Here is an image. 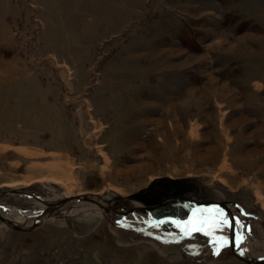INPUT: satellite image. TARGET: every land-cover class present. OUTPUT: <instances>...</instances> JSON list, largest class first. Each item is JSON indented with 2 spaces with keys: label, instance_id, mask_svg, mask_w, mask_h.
Instances as JSON below:
<instances>
[{
  "label": "rangeland",
  "instance_id": "374dc122",
  "mask_svg": "<svg viewBox=\"0 0 264 264\" xmlns=\"http://www.w3.org/2000/svg\"><path fill=\"white\" fill-rule=\"evenodd\" d=\"M162 177L264 258V0H0V192L22 190L0 215L141 207ZM141 209L0 220V264H248L223 208L175 230Z\"/></svg>",
  "mask_w": 264,
  "mask_h": 264
},
{
  "label": "trees",
  "instance_id": "16d2710c",
  "mask_svg": "<svg viewBox=\"0 0 264 264\" xmlns=\"http://www.w3.org/2000/svg\"><path fill=\"white\" fill-rule=\"evenodd\" d=\"M195 179H172L162 177L153 180L145 189L134 195L148 209L139 210L141 213L154 219L169 217L175 222L186 218L193 204L182 200L181 197L192 196L198 200H204V193L192 186ZM177 197V198H176ZM165 199V200H164ZM162 200H164L163 203ZM161 225L165 229L175 230L174 224L169 220H163Z\"/></svg>",
  "mask_w": 264,
  "mask_h": 264
},
{
  "label": "water",
  "instance_id": "95a60500",
  "mask_svg": "<svg viewBox=\"0 0 264 264\" xmlns=\"http://www.w3.org/2000/svg\"><path fill=\"white\" fill-rule=\"evenodd\" d=\"M8 193H12V194H21L22 190L21 189H8V190H4L0 192V196L2 195H6ZM98 196L96 195H89V194H81V195H74V196H67L65 198L60 199L59 201L55 202V203H48V206L43 208L40 212H38L33 221L31 226L29 227H24L22 225H18L16 222L10 220L7 217L1 216L0 215V220L6 224L7 226L18 230V231H28V230H32L40 221V219L44 216L47 215L48 213L55 211L57 208L63 206L64 204H66L69 201L72 200H88L90 202H93L95 204H97L100 208L104 209L105 211H108V209H111L112 211L117 212L119 215L125 217L129 214H133L134 211H136L138 208H145L148 209L147 207L141 206V207H132L128 210H115V208H109L108 206L104 205V203L107 202H100L98 199ZM182 200L191 202L194 205V209L192 211H190L188 213V215L186 216V218H184L181 223L183 225L187 224V222L189 221V219L194 216L200 209L207 207V206H216V207H221L223 208L230 217V223H229V231H228V244L229 247L232 251V253L240 260H242L245 263L248 264H264V258L262 259H258V260H254L251 258H246L245 256L239 254L236 250V243H235V223H234V218H233V213L232 210L230 208V206L223 202V201H216V200H197L191 197H181ZM170 220L171 222H173L172 219H170L169 217H165L162 219H157V221H162V220Z\"/></svg>",
  "mask_w": 264,
  "mask_h": 264
},
{
  "label": "snow or ice",
  "instance_id": "6c2138e0",
  "mask_svg": "<svg viewBox=\"0 0 264 264\" xmlns=\"http://www.w3.org/2000/svg\"><path fill=\"white\" fill-rule=\"evenodd\" d=\"M219 215L222 217V219H221V223L224 224V225H227L228 221H227V219H224V218H223V213L221 212V213H219ZM192 230H193V231H199L200 228H199V227H194Z\"/></svg>",
  "mask_w": 264,
  "mask_h": 264
},
{
  "label": "bare ground",
  "instance_id": "6f19581e",
  "mask_svg": "<svg viewBox=\"0 0 264 264\" xmlns=\"http://www.w3.org/2000/svg\"><path fill=\"white\" fill-rule=\"evenodd\" d=\"M76 195H78V194H76ZM87 212L89 213V210H87ZM92 214H94V213H92Z\"/></svg>",
  "mask_w": 264,
  "mask_h": 264
}]
</instances>
